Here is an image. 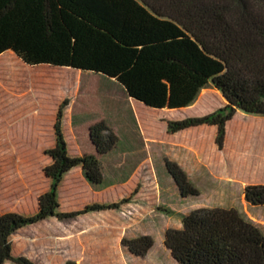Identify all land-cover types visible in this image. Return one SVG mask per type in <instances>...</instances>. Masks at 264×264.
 Listing matches in <instances>:
<instances>
[{
	"label": "trees",
	"instance_id": "16d2710c",
	"mask_svg": "<svg viewBox=\"0 0 264 264\" xmlns=\"http://www.w3.org/2000/svg\"><path fill=\"white\" fill-rule=\"evenodd\" d=\"M6 50L32 66L107 76L151 108L188 106L211 85L225 103L203 115L167 119L166 132L215 125L218 149L237 109L264 115V0H0V54ZM66 103L57 107L54 145L45 150L51 158L43 167L49 189L37 197L30 215L0 212V264H35L12 254L11 236L23 227L118 206L93 203L82 211L59 210L58 187L66 172L80 166L90 185L99 186L100 156L118 140L100 120L88 128L94 152L70 155L62 131ZM164 162L181 195L197 194L175 161ZM243 194L250 204L264 205V183L246 184ZM153 242L148 234L122 239L140 257ZM163 243L177 264H264V232L233 207L190 210L179 228L165 230Z\"/></svg>",
	"mask_w": 264,
	"mask_h": 264
},
{
	"label": "rangeland",
	"instance_id": "374dc122",
	"mask_svg": "<svg viewBox=\"0 0 264 264\" xmlns=\"http://www.w3.org/2000/svg\"><path fill=\"white\" fill-rule=\"evenodd\" d=\"M203 115L225 103L209 85L198 94ZM66 100L62 129L72 156L88 153L86 134L102 119L117 135V146L100 161L103 182L88 184L75 172L62 179L59 210L82 211L93 203L116 207L79 212L68 218L48 217L11 236L12 254L35 264H177L163 243L167 228H179L181 217L200 207H233L264 232V205L244 198L243 187L264 183V115L237 109L227 124L229 140L222 152L202 168H190L195 195H181L154 142L164 138L165 120L186 117L188 110L169 112L134 105L115 80L94 72L47 65L26 66L11 52L0 57V212L30 215L37 197L50 182L43 167L53 146L52 123L57 106ZM192 116V115H190ZM108 122V123H107ZM151 140V141H152ZM150 152V153H149ZM175 155L179 149H174ZM149 154L151 156L149 157ZM148 234L154 242L140 257L130 253L123 238ZM4 264H14L6 261Z\"/></svg>",
	"mask_w": 264,
	"mask_h": 264
},
{
	"label": "crops",
	"instance_id": "0c3cea01",
	"mask_svg": "<svg viewBox=\"0 0 264 264\" xmlns=\"http://www.w3.org/2000/svg\"><path fill=\"white\" fill-rule=\"evenodd\" d=\"M7 52H11L13 55H15V53L13 51L6 50V51H4V52H2L0 54V57L3 56L4 54H6ZM15 57H17V56L15 55ZM19 60L23 64H25L26 66H32V65L26 64L21 59H19ZM40 65H46V64H40ZM47 66H50V65H47ZM51 67H59V66H51ZM62 68H67V67H62ZM70 69L76 70L78 72H85V73L88 72V71L75 69V68H70ZM127 98H129V100H131L134 103V105H136V107H137V105L140 106V107L143 106V105L146 106L142 102H140V101H138V100H136V99H134V98H132V97H130L128 95H127ZM199 104L200 103H198V97H197L192 104H190L188 106H185V107H181L179 109H169V108H158V109L167 110L169 112H174L176 110H188L189 112L185 113L186 116L199 115V114H201V111H202V110H199L197 108V106ZM144 106L141 107V108L144 109L145 108ZM56 110H57V108H56ZM64 113H65V106L63 108L62 120L64 119ZM55 115H56V112H55ZM103 117H105V115H102V119L105 120ZM178 118H181V117H178ZM54 121H55V116H54L53 123H52L53 141H55L54 128H53ZM229 121L230 120H228L226 122L225 139H224V144H223L222 149H218V147H217V145L215 143V134H216V126L215 125L200 124V125H196V126H190V127L181 129V130L173 132V133H167L166 132V120H165V134H164V138L163 139H161L159 137L161 135V133L156 134L157 137L153 138V140H152V138H149L146 135L144 130L142 131L143 138L145 140L144 148L146 146H149L148 145L149 142H154L153 157L154 158H161L164 167H165L164 155H167V157L169 159L171 158V159L176 160L189 173V169L190 168H202L203 166L206 165L207 162H209L211 160L212 156L217 155L218 152H222L224 150V148L227 146V143H228V140H229V132H228V127H227V124H228ZM62 131H63V129H62ZM63 135H64L66 143H67L68 153L70 155H74L71 152L70 144H69V141H68V139L66 138V136L64 134V131H63ZM86 138H87V145H88V150L87 151H88V153H93L94 152V147H93V145H92V143H91V141L89 139L88 131H87V134H86ZM116 146H117V143H116V145L113 147V149L111 151L101 155L100 156V161L108 158L111 155V153L113 152V150L116 148ZM175 148L179 149V153L176 154V155H175V152H174ZM150 156H151V154H149V157ZM48 157H49L50 162H51V158H50L49 155H48ZM75 172H79V174L83 175L81 167L80 166H75V167L71 168L68 172H66V174L63 176V179L68 177V176H70V175H72V174H74ZM44 176H45V174H44ZM45 177L50 182V179L47 176H45ZM84 179H85V177H84ZM86 182H88V181L86 180ZM88 184H90V183L88 182ZM60 185H61V183H60ZM60 185L58 187V197H59Z\"/></svg>",
	"mask_w": 264,
	"mask_h": 264
}]
</instances>
